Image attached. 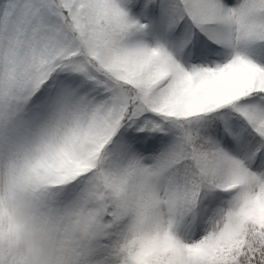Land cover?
<instances>
[{
  "label": "snow or ice",
  "instance_id": "snow-or-ice-1",
  "mask_svg": "<svg viewBox=\"0 0 264 264\" xmlns=\"http://www.w3.org/2000/svg\"><path fill=\"white\" fill-rule=\"evenodd\" d=\"M0 264H264V0H0Z\"/></svg>",
  "mask_w": 264,
  "mask_h": 264
}]
</instances>
